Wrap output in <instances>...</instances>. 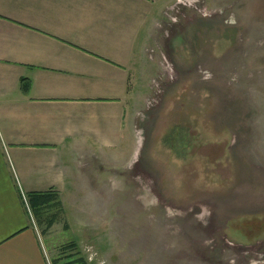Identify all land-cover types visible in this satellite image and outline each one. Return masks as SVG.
Segmentation results:
<instances>
[{"label":"rangeland","instance_id":"1","mask_svg":"<svg viewBox=\"0 0 264 264\" xmlns=\"http://www.w3.org/2000/svg\"><path fill=\"white\" fill-rule=\"evenodd\" d=\"M156 28L133 157L65 196L50 262L264 264V0H176Z\"/></svg>","mask_w":264,"mask_h":264},{"label":"crops","instance_id":"2","mask_svg":"<svg viewBox=\"0 0 264 264\" xmlns=\"http://www.w3.org/2000/svg\"><path fill=\"white\" fill-rule=\"evenodd\" d=\"M175 1L0 0V264H51L60 223L41 234L28 193L56 190L66 217V195L110 185L133 157L145 50Z\"/></svg>","mask_w":264,"mask_h":264},{"label":"trees","instance_id":"3","mask_svg":"<svg viewBox=\"0 0 264 264\" xmlns=\"http://www.w3.org/2000/svg\"><path fill=\"white\" fill-rule=\"evenodd\" d=\"M21 90L23 93H27L29 90V83L26 79H21ZM27 202L41 234H47L55 223L62 221L64 229H67V224L64 221L65 210L56 190L28 193ZM53 264L89 263L79 253L76 242L70 241L69 244L63 245L59 249L57 256L53 259Z\"/></svg>","mask_w":264,"mask_h":264},{"label":"built area","instance_id":"4","mask_svg":"<svg viewBox=\"0 0 264 264\" xmlns=\"http://www.w3.org/2000/svg\"><path fill=\"white\" fill-rule=\"evenodd\" d=\"M180 1V0H179ZM24 202H25V204H26V207H27V210H28V212H29V214L31 215V212H30V209H29V206H28V203H27V200H25L24 199ZM95 256V255H94ZM93 256V257H94ZM90 259V258H89ZM88 262V261H87ZM96 264H101V263H99V262H97Z\"/></svg>","mask_w":264,"mask_h":264}]
</instances>
